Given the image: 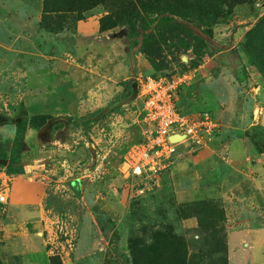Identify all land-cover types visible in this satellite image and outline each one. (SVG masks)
<instances>
[{
    "label": "rangeland",
    "instance_id": "374dc122",
    "mask_svg": "<svg viewBox=\"0 0 264 264\" xmlns=\"http://www.w3.org/2000/svg\"><path fill=\"white\" fill-rule=\"evenodd\" d=\"M59 8L70 10L0 0V172L10 157L23 166L7 173L0 264H264V0H63ZM146 9L175 23L131 47L126 31ZM23 18H38L28 36L13 30ZM84 20L108 37L79 40ZM113 39L124 63L101 48ZM72 61L78 70L66 73ZM147 76L176 79L177 106L206 114L212 130L203 144L178 146L157 173L125 176L122 156L149 128L137 92ZM42 86L61 102L27 108L21 94ZM36 114L51 118L33 127ZM220 136L239 137L245 149L235 175L199 162Z\"/></svg>",
    "mask_w": 264,
    "mask_h": 264
},
{
    "label": "built area",
    "instance_id": "2783aa9c",
    "mask_svg": "<svg viewBox=\"0 0 264 264\" xmlns=\"http://www.w3.org/2000/svg\"><path fill=\"white\" fill-rule=\"evenodd\" d=\"M178 81L174 78L147 76L139 80L138 97L142 102V117L149 128L144 137L130 145L121 159L125 176L155 174L164 168L177 147L206 142L212 121L205 114L192 115L176 104ZM7 173L0 172V204L6 202Z\"/></svg>",
    "mask_w": 264,
    "mask_h": 264
},
{
    "label": "crops",
    "instance_id": "0c3cea01",
    "mask_svg": "<svg viewBox=\"0 0 264 264\" xmlns=\"http://www.w3.org/2000/svg\"><path fill=\"white\" fill-rule=\"evenodd\" d=\"M16 19V18H15ZM13 19L16 23L19 25L17 27H14L13 30L16 32L22 33V36H28V33L30 30L36 29V27L39 25L38 24V18L36 19H30V18H23L19 19L18 21ZM13 21V22H14ZM10 23H13L12 21H9ZM8 30H12V27H8ZM75 31L78 35L79 40L81 38H90L87 40H92L94 36L96 37H101V35H104V37H108V31L104 32H99L98 31V23L96 20L91 21V20H84V21H77L75 25ZM104 43H100L101 48H104V51L107 52V57L110 59V63H118L123 61H126L125 58H123V51L120 48L119 45H122L121 41L118 39H113V40H108L105 41L103 40ZM71 56L74 54L70 53ZM70 61V60H68ZM75 65L72 62L70 64H63V66L68 67L66 69V73H68V70H78ZM75 68V69H73ZM65 73V71H64ZM65 74H63L62 77H64ZM110 76L112 77L113 74L110 72ZM225 88V87H224ZM223 89H219L218 92H215L214 94L216 97L220 98L223 96L222 91ZM40 89V90H39ZM28 88L21 94V97L24 99V102L26 104V107H30V103H37L40 101V104L45 103L46 101L53 100L55 102H61L62 98L60 97L59 91L54 89L51 90H44L43 86L41 88ZM253 89H257V87H253ZM33 108H37L38 105L32 106ZM33 113H41L44 112L42 110L37 111H31ZM48 113V112H45ZM52 114V113H51ZM238 140L240 139L239 137L237 138ZM235 137H223L220 136L218 138L217 142L212 144L211 148L208 150L202 151L201 153H198L197 156H199V162L203 164L204 162H211L216 164L217 167H221L224 171H227L231 174L235 175V172L231 170V167L236 166L237 162L241 161L242 158L245 155V149L244 147L242 148ZM237 141V142H236Z\"/></svg>",
    "mask_w": 264,
    "mask_h": 264
},
{
    "label": "trees",
    "instance_id": "16d2710c",
    "mask_svg": "<svg viewBox=\"0 0 264 264\" xmlns=\"http://www.w3.org/2000/svg\"><path fill=\"white\" fill-rule=\"evenodd\" d=\"M63 3V0H44V13L48 12H55V11H62V10H70V9H60V5ZM53 4L55 5V9L48 10V5ZM140 18L138 22H133L131 27H129L126 31V36L128 38V42L131 47H136L139 44L138 35L140 36L141 44L149 43L152 39H154L153 31L156 29V26H158L161 23H167V24H174L173 17L170 15H166L164 13H154L151 9L145 10L140 16L136 17ZM100 30L109 29V27L103 28V18H100L98 20ZM206 36H211L210 33L206 34ZM193 38L201 42V47L206 48V41L202 37L198 35H193ZM182 42L183 47L188 48L189 44L188 42L184 40H180ZM141 47V52L144 54L145 59L149 63V65L152 67L154 72L159 71L158 64L151 59L148 55H146L145 50L143 49V46ZM207 51V50H206ZM206 51L202 52L200 50L194 49L193 52L195 55H202V53H207ZM258 68L260 72L264 75V69L261 66V64H258ZM122 83L125 85V87H128L131 89L132 85L127 80H123ZM85 117V116H83ZM82 117V118H83ZM51 118L49 114H36L30 117L29 124L33 127H40L42 126L46 120ZM1 158H3L2 155H0ZM0 166H2L0 164ZM5 172L8 174H22L23 173V166L20 161H16L13 158H9L7 161V164L4 165ZM71 189L73 192H77V183L73 182L71 185ZM50 264H60V262H50ZM149 264H153L152 262Z\"/></svg>",
    "mask_w": 264,
    "mask_h": 264
},
{
    "label": "water",
    "instance_id": "95a60500",
    "mask_svg": "<svg viewBox=\"0 0 264 264\" xmlns=\"http://www.w3.org/2000/svg\"><path fill=\"white\" fill-rule=\"evenodd\" d=\"M133 88H135V84L133 83ZM0 163L4 164L5 161L3 159L0 158Z\"/></svg>",
    "mask_w": 264,
    "mask_h": 264
}]
</instances>
